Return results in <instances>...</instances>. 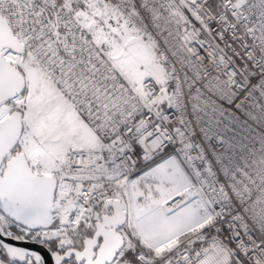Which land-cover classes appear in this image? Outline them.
I'll return each instance as SVG.
<instances>
[{
	"label": "snow or ice",
	"instance_id": "1",
	"mask_svg": "<svg viewBox=\"0 0 264 264\" xmlns=\"http://www.w3.org/2000/svg\"><path fill=\"white\" fill-rule=\"evenodd\" d=\"M0 264H264V0H0Z\"/></svg>",
	"mask_w": 264,
	"mask_h": 264
}]
</instances>
